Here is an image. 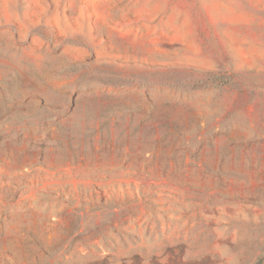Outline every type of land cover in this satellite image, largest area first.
Wrapping results in <instances>:
<instances>
[{"label": "rangeland", "instance_id": "374dc122", "mask_svg": "<svg viewBox=\"0 0 264 264\" xmlns=\"http://www.w3.org/2000/svg\"><path fill=\"white\" fill-rule=\"evenodd\" d=\"M264 0H0V264H254Z\"/></svg>", "mask_w": 264, "mask_h": 264}, {"label": "trees", "instance_id": "16d2710c", "mask_svg": "<svg viewBox=\"0 0 264 264\" xmlns=\"http://www.w3.org/2000/svg\"><path fill=\"white\" fill-rule=\"evenodd\" d=\"M254 264H264V254L261 255Z\"/></svg>", "mask_w": 264, "mask_h": 264}]
</instances>
